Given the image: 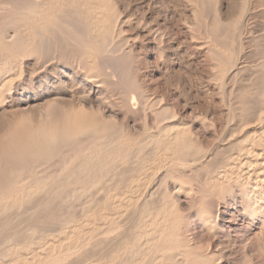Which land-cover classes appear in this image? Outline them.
<instances>
[{"label":"rangeland","instance_id":"rangeland-1","mask_svg":"<svg viewBox=\"0 0 264 264\" xmlns=\"http://www.w3.org/2000/svg\"><path fill=\"white\" fill-rule=\"evenodd\" d=\"M216 1L217 0H214V2ZM218 1L223 4L224 9H228L232 1H235L236 4L245 2L249 8V12L237 25L238 30L235 40L233 42L228 40V38L221 40V42L225 45V49L223 51H225L226 55H223L215 48L210 47L207 34H205L203 15L197 8L194 0H113V2L116 4L117 10L119 11L118 15L120 16L122 23L118 25V32L113 34V41L107 39L106 47L109 48L111 54L108 56L104 55V57L102 55L104 53L99 47L100 50H98V52L95 54L96 56L93 55L91 64H87L86 62L88 59V54L85 44L88 43V39L85 29V20L84 17L79 16L77 7H67L63 13H72V10L76 12L75 14L79 16V32L72 25H66L64 32L65 34H67V32L71 34L72 31V33L74 32L77 35V38L79 37L78 40L81 38L79 40V42L83 44L81 48H76L71 42L70 44L69 41H62V38L59 35L58 37L61 40L58 41V38H56L57 33L55 34V32H49L45 34L44 37L38 36L34 38L35 41H33V46L37 43H40V40L41 42H44V44L50 46L49 49L51 51L49 52L48 50V53H46V56H48V58L50 57L51 60L48 63L50 67L48 66L45 72L48 73L46 75L47 80H44V77L41 74L39 79H41L40 84L42 85L38 84L39 79H36L32 83H27L26 87L25 85L20 84L18 79H15L12 82V91L7 92L2 90V92L5 91L3 98L0 100V150H2L3 155L5 154L4 151H6L8 148L11 147L12 149H15L14 146L16 145H14V142L16 140L13 137L14 134L12 135L11 133L15 132L14 128L16 129V123L21 121L20 123L22 126L28 128L37 125L40 121L45 120V117L47 116L45 107L52 102H55L57 105L49 110V114L52 113L51 115L59 110V106H64L65 109H68L71 104L84 105L83 107L86 112L89 115L93 114L92 116L96 117L97 120H94L97 122L100 120L102 124L105 123V126L107 125L106 127H108L105 128V133H98V135H96L97 137H99L101 134L102 137L105 135L104 138L109 140L110 137L114 133H118L122 127L121 130H124L123 134L126 137L127 144H125L126 146L118 149L122 150L120 151V153L122 152L120 156L121 161H109L106 167L107 172L102 177H97L95 180H93L94 184L91 186L92 188L89 186V184L82 183L76 186L71 185L73 189L71 188L63 192L64 196L69 195V193L73 194L75 197L79 196L76 202H72V204L69 203V208H66L67 203L65 204L63 200L56 201V199H52L49 202H43L42 200L43 196L45 195L44 193H40V197L38 196L39 198H34L33 201L30 200L28 202H22L21 206H19V204H15V202L11 200L7 202L6 208L0 207V222H7L8 217L9 223L11 220H13V222L10 224L5 223L1 225L0 223L2 228L0 229V240L1 238L5 237V234L7 236L10 229L12 228H19L22 234L18 239L19 246L13 253H10V251L6 248L0 250V264H25L26 262L28 264H40L42 262L44 263L48 257L57 258L62 256V253L66 252L68 249L75 248L76 246L78 247L76 249H81V251H79L77 257L70 259L71 261H67L68 264H92V261H94V264H96V260H99V256L101 254L103 255V253L108 255L107 259L105 260L107 264H124V262L127 260L128 251H121L119 249L120 251L117 252L116 255H112L113 249L118 244V241L121 240L123 235L120 234L118 236H112L113 238L111 236L107 238L105 235L113 229V226L114 228H120L122 226L120 230L123 232L129 227H132V225L130 226L128 224L130 219H127L128 214L129 217H132V209L129 207L128 201L136 202L137 197L143 195L145 187L142 185V181L134 183L129 188H126L122 183H118L114 187H111L109 194L99 191L93 197L86 198V196H89L88 192H97L101 188L100 185H103L100 183H104L106 181L105 184H109L111 180H122L123 182L126 179L125 174L122 179L114 177V174H116L119 169L123 170L126 168L125 166L133 164V162H137V157H135L133 153L127 152V146L140 144L142 139L144 140V127L148 129V132H151L155 135L158 132V128L162 127L168 122V120L163 121L164 115L158 114L157 111L160 112L161 109H166L169 111V114H173V118L169 121H172V124L176 126L174 127L179 130H185L187 133L191 132L189 133L190 136L187 134V139H190V142L195 148L198 146V148L200 147L202 149H206L204 151L208 152L207 154L209 155L217 153L218 148L219 152L224 150V148L230 147V145L234 143L233 139L237 140V138L241 137V135L247 136L248 133H251L250 131H252V127L255 125L252 122L251 125L244 127L240 135L238 134L233 139L230 138L232 126L229 124V112L231 113V111L228 105V100L231 97L233 98L235 95L234 93H238V89L250 83L252 74L255 72V65L264 60L262 57L264 55V0ZM257 3L259 6H257ZM210 6L212 8L213 4ZM124 22H126V24ZM127 31L129 33H126ZM194 35L197 36L195 37ZM17 46L18 45H14L13 52H10L12 55H15V52L18 49ZM230 47H232V50ZM229 53L232 55L230 67L225 69L221 68V72V69L218 67V63L220 61L225 64V57ZM115 54L117 57H122V61L121 58L118 57V59ZM8 55L10 54L6 53L4 47H1L0 66L2 65L3 61L6 62V60H8ZM35 57L36 56L22 59H12L10 64L13 71L15 70L14 67H18V69L24 72L23 78L27 77V74L36 67ZM240 63H245L246 69L234 77V68L232 70L231 68ZM123 64H125V66H123ZM257 71L259 74L260 70L257 69ZM8 73H11V71ZM258 74L256 73V75ZM90 75L93 78L96 76L98 77L99 81L101 80L105 82L98 84L93 81L87 82L89 80L84 77ZM2 77L4 76H1V78ZM232 77L234 81L229 79ZM21 82L24 83L23 80H21ZM131 87H136L137 92L142 90L143 92L141 91V93H144L149 98V101L151 100L152 102H155L156 100L160 99L161 104L155 107L157 108L156 112L160 117L158 115L156 116L155 113L153 114V112L142 111L140 105H138V96L136 97L132 94L134 99L131 98ZM221 88L224 92H228H222ZM231 89L233 90V96L230 95ZM135 97L138 100H136ZM163 103L165 105H163ZM92 116L91 118H94ZM227 119H229V121ZM244 133L247 134L244 135ZM87 139H89L88 136H82L80 141L85 143L88 141ZM11 148L7 150V152H10V150L12 151ZM165 151L166 149L161 148L155 154V156H153L152 153L149 155L150 158L154 157L155 159H159L161 163L163 162L162 164L160 163L162 168L158 171L159 175L161 176H163L166 171L163 165L168 166L171 164V160L175 162L179 159L177 157H180V155L178 156V153L174 154V152L172 153ZM2 153H0V155ZM170 154L172 155L170 156ZM122 155H124L123 158ZM102 156L103 155H101V157ZM187 157L190 158V156ZM217 159L220 160L219 162L222 161L221 156ZM31 161L29 160L27 163L30 164ZM29 164L26 166V171L23 177L30 178L28 171L30 170L29 167H31V165L29 166ZM39 165L40 164L37 166L39 167ZM117 165L118 169H116ZM216 165L217 164H212L208 168V178H211L215 175H213V170L216 168ZM37 166L34 167V169L36 168L35 170L32 168V173L37 174V176L43 177L56 174L54 172L56 168L55 166L51 167L52 165H49L48 169H46L47 166L45 165H40L39 168ZM1 168H3V164L0 161V178L3 176L4 171ZM42 170L43 172H41ZM134 172L132 171L133 175L135 176L139 174L137 171ZM195 172L196 171L192 172L191 170L189 171V169H187L184 173V177L189 180L194 191L187 196L182 194L174 195V200L177 201L176 203L182 217V226L180 227L182 239L189 246L188 248L192 250L195 258L192 256L190 258L193 261L189 258V261L187 260L185 263L183 257L184 255L181 250H177V253L179 252L178 254L176 251L171 252V250L169 252L158 251L156 254L157 257L161 256L165 258V261L162 260L158 262V264H168L169 262L170 264H264V231L262 227L260 228L258 220L256 218L249 219L244 216V204H242V206L239 201L235 203L228 201V205H224L223 202L211 200L210 197H207L206 202H204V204L201 206L200 196L196 192L199 190L206 191L205 187L210 188V184L213 180L209 179L207 182H205L204 172H196L199 174L198 177H196L197 175ZM26 173H28V175H26ZM211 173L212 176H210ZM26 178H24V180L21 178V184L17 186L24 188V186L27 185L25 188H28L29 183H31L32 180L31 178L27 179L23 185V181H25ZM109 179L111 180L109 181ZM155 180L157 181V179ZM155 180L152 183L154 186L157 185ZM55 181L56 179H54L50 184L52 192H57L60 189H55L58 185V181ZM168 181L169 182H167L165 187L162 186L164 189L161 187V194H165L168 191L171 193L174 192V186L171 183V180ZM252 181L254 182V179L251 178L250 182L253 183ZM98 185L100 188H98ZM166 188L168 191H166ZM81 190L84 193H82ZM104 196H108L107 201L102 199ZM123 198L125 200H123ZM86 205H89L88 207L91 212L88 213L89 210H87V207L86 210L87 215H90L89 218L87 215L83 216L84 212L86 213ZM201 209L210 211V213H212V219H217V225L214 226L212 232H210L211 227L204 226L197 216ZM51 210L54 214L57 213V217L55 215L53 217L51 216L53 214ZM83 210L85 211L82 215ZM13 211L16 212L14 214L15 216L17 215L16 218L13 217ZM11 212L12 216L9 215ZM32 214L42 215L44 217L49 216L50 218L46 217L47 219H44L43 217V220L41 219L40 221L36 222L29 219V216ZM62 216H68V219L65 222L66 224L64 223V225L62 224V226H60V221L57 220H60ZM4 217H6V219ZM1 218H4L3 221ZM10 218L11 220H9ZM51 218L53 219L52 221ZM133 218L134 217H132V222L135 223L137 218ZM23 220L25 221L23 222ZM117 222L121 225H117ZM55 223L56 227L54 228ZM26 226L29 229L31 228L32 232L29 231L24 233L23 230L26 228ZM63 230L65 231V234L63 233ZM108 230L109 232H107ZM67 232L68 235L70 234L73 237L75 235V237H68ZM40 233L42 234L41 236ZM66 236L69 238V241L67 240L68 242L63 240H66ZM115 237L117 239H115ZM14 242L18 241L12 239L9 243L10 245H13ZM158 243H156L155 246L157 244V247L160 248L164 246V242L162 240ZM84 244H88L85 245L86 249H82ZM21 245L23 247H21ZM79 246L81 247L79 248ZM138 247H140L138 250L140 254L146 251V246L143 245V242H139ZM90 251L93 252L90 253ZM173 252L174 254H172ZM35 253L39 257H35ZM96 253L97 255H95ZM86 255L89 257V259H85L87 257ZM169 255H171L170 260L168 258ZM201 255L206 261L203 263H194L197 256ZM14 259L17 261V263L14 261ZM140 264H151V256H147V258L141 261Z\"/></svg>","mask_w":264,"mask_h":264},{"label":"bare ground","instance_id":"bare-ground-1","mask_svg":"<svg viewBox=\"0 0 264 264\" xmlns=\"http://www.w3.org/2000/svg\"><path fill=\"white\" fill-rule=\"evenodd\" d=\"M194 2L197 8L199 9V11L201 12V14L203 15L205 34H207V39L210 42V47L215 48L216 50L219 51V53L226 55L225 51H223L225 49V45L221 42V40H224L227 38L231 42L235 40V36H237L236 34L238 30L237 25L244 18V16L249 12V8L245 4V2L236 4L235 1H232L228 9L226 8L224 9L223 4L218 0L216 2H214V0H194ZM211 4H213L212 8L210 6ZM71 6L77 7L78 8L77 10L79 11V16L84 17V20H85V25H86L85 29H86L88 43L85 44L86 46L85 45L84 46L86 47L87 54H88L87 55L88 59L86 60L87 64L92 63L91 59L93 58V55H95L98 52V50H100V48L104 53L102 54L103 56L104 55L108 56L109 54H111L109 48L106 47L107 39L110 41H113V34L118 32V29H117L118 25L122 23L120 16L118 15L119 11L117 10L116 4L113 2V0H0V48L4 47V49L6 50V53L10 54L8 55V60H6V62L3 61L2 65L0 66V75L4 76L2 78L0 76V83H1L0 100L3 98L5 91L7 92L12 91V82L15 79H18V81H20V84H23L25 86L27 85V83H32L36 79H39V76L41 74L43 75L44 80L45 79L47 80L46 75L48 73H45V72L49 66L48 63L51 60H50V57L48 58V56H46V53H48V50L49 52L51 51L49 49L50 46L47 44H44V42H41V40H40V43H37L33 46V41H35L34 40L35 37H38V36L44 37L45 34L49 32H55V34L57 33L56 34L57 37L56 36L54 37L58 38V41L61 40L58 37L59 35L62 38V41L64 42L69 41V43L71 42L76 48L82 47L83 44L79 42L81 38L78 40L79 37L77 38V35L74 32L72 33L71 31V34H69V32L65 34L64 32L66 25H70V26L72 25L75 29L78 30V32L80 30L79 29V16L75 14L76 12L72 10V13H65V14L63 13V11L67 7L70 8ZM257 6H259L258 3H257ZM124 23L126 24V22ZM126 33H129V32L127 31ZM14 45H18L17 46L18 49L15 52V55H12L10 52L11 51L13 52ZM230 48L232 50V47ZM31 56H36L35 57L36 67L30 73L27 74V77L23 78L24 72L18 69V67L16 68L14 67L15 70L13 71L11 64H10L12 59H22V58H27ZM262 57L264 58V55ZM120 58L122 61V57ZM225 59H226L225 64L219 61L218 67L220 69L221 68L225 69L227 67H230L232 55L229 53L225 57ZM52 61H53V58H52ZM17 64L19 65L18 62ZM123 66H125V64H123ZM222 69H221V72H222ZM232 69L234 70V73H235V75L233 76L236 77L237 74L241 73L242 71H245L246 66H245V63H240V64H236L234 67L231 68V70ZM257 69L260 70L259 74H258ZM9 71H11V73H8ZM254 71L255 72H253L252 77H251L252 81L250 80V83L248 85L243 86L242 88L238 89L237 90L238 93H234L235 94L234 96L232 95L233 90L231 89L230 91L231 92L230 95L233 96V98L231 97L228 100V105H229L231 113L229 112L230 121L229 119L227 120L229 121V124H231L230 126H232L231 127L232 130L230 132V138L233 139L238 134L240 135L244 127L251 125V122L254 123L255 125L252 127V131H250L251 132L250 134L248 133L249 132L248 131L247 132L248 134L246 133L247 136L241 135V137L237 138V140L233 139L234 143L231 144L230 147L224 148V150L220 149L221 151L219 152H218L219 150L218 148L217 153L215 154L213 153L212 155L207 154L208 152L204 151L206 149H202L200 147L198 148V146L195 148L193 146V144L190 142V139L189 140L187 139V134L191 132L187 133V131L185 130H179L175 128L176 126L172 124V121H169L170 119L173 118V114H169L168 113L169 111L166 109H161L160 112L157 111V108L155 107L161 104L160 99L156 100L155 102H152L150 100L151 101L150 102L149 98L144 93H141L142 90L140 92H137L136 87H131V94H130L131 98L134 99V96L136 97L138 96V99H139L138 105H140L142 111L153 112V114L155 113L156 116L158 114L160 115L163 114L164 115L163 121L168 120V122L162 127H159L158 132L155 135L152 134L151 132H148V129L144 127V130H143L144 140L142 139V142H140V144L133 145V146H127V152L133 153L135 157H137L136 158L137 162L136 163L133 162V164L128 163L129 165L125 166L126 168H124L123 170L119 169L120 171L118 170L117 173L115 172L116 174H114L115 175L114 177H118L119 179H122V177L125 174L126 179L123 182L122 180L114 181V180L109 179V181L111 180L110 182L108 181L109 184H105L106 181L104 183H100L103 185H100L101 188L98 185L99 186L98 188L100 189L97 192L87 191L89 193V196L85 195L86 198L93 197L99 191L106 192L109 194V191H111V187H114L118 183L120 184L122 183L124 184L126 188H129L134 183H138L139 181H142L141 183L145 187V191L143 192V195H140L139 197H137L136 202H129L127 200L129 203V207H131L132 209L131 216L134 218H137L136 222L134 223L132 222L133 221L132 217H129V214H128L129 218L127 217V219H130L128 221V224L130 226L132 225L131 227L132 229L130 227L126 230L123 229L125 232L124 233L123 231L120 230L122 226L120 228L119 227L114 228L113 226V229L110 232L109 230L107 231L109 232L108 234L105 233L106 234L105 236L107 238H109L110 236L111 237L118 236L120 234L123 235L121 240L118 241V244L115 246V248L114 249L112 248L113 249L112 255H116L117 252H119L120 250L128 251L127 260L124 262V264H140L141 261L147 258V256H151V264H158V262L162 260L165 261L164 257H161V256L157 257L156 254L158 251H168L169 252L171 250V252L176 251L177 253V250H181L184 255L183 257H184L185 263L190 257L192 256L194 257L192 250L188 248L189 246L182 239V234H181L182 232H180V227L182 226V217H181L178 205L176 203L177 201L174 200V195L182 194V195L187 196V195H190L194 191L189 180L186 177H184V173L186 172L187 169H189V171L191 170L192 172L193 171H196L198 173L204 172L205 182H207L209 179L213 180L212 183L210 184L211 185L210 188L205 187L206 191L199 190L196 192L200 196L201 206L204 204V202H206L207 197H210L211 200H215V201L218 200L219 202H223L224 205H228L227 204L228 201L233 202V203L239 201L241 205L244 204V210H243L244 216H246L249 219L256 218L260 224V228L262 227L264 231V125H263L264 124V60L260 61L257 65H255ZM256 73L258 75H256ZM84 78L89 80L87 82L93 81L97 84L105 82L101 80L99 81L98 77L95 76L93 78L91 77V75L85 76ZM229 79L233 80V77ZM21 80H23L24 83H22ZM40 80L41 79L38 80V84H40ZM2 90H5V91L2 92ZM222 92L224 91L222 90ZM132 94L134 95L133 97H132ZM138 99L136 98V100ZM56 105L57 104L55 102L49 103L45 107V112L47 114V116L45 117V120L40 121L37 125L33 127H30V128L23 127L22 124L20 123L21 121L17 122L16 129L14 128L15 132L11 133L12 135L14 134L13 137L16 140L14 142L15 143L14 145H16L14 146L15 149H12L10 147L12 151L10 150V152H7V150L10 149L8 148L6 151H4L5 153L4 155L2 153V150H0V153H2L0 155V158H1L0 161L3 164V168L1 169L4 170L3 176L0 178V207L6 208L7 202L11 200L14 201L15 204H19V206H21L22 202H28L30 200L33 201L34 198H37L40 193H44L45 195L43 196V200H42L43 202H49L52 199H56V201L63 200L65 204L67 203L66 208H69L70 204H72V202H76L79 196L75 197L71 193H69V195L67 196H64L63 195L64 191L71 189L72 188L71 185L76 186L82 183H87L89 184L90 187L93 186L94 184L93 180H95L97 177H102L107 172L106 167L109 161L110 162H113V161L120 162L121 161L120 156L122 152L120 153V151L122 150H118V149L122 148L123 146H126L125 144H127L126 137L123 134L124 130L123 131L121 130L122 127L118 133H114L111 137L109 135L110 139L108 140L104 138L105 135H103V137L101 136L102 132L105 133V130H106L105 128H108L106 127L107 125L105 126V123L102 124L100 120L97 122L96 117L92 116L93 114L89 115L86 112V110L83 107L84 105L82 106L81 104L80 105L71 104L70 106L69 104L70 107L68 109H65L64 106H59L58 107L59 110H57L53 115H51L52 113L49 114V110ZM163 105L165 104L163 103ZM156 111L158 112V114ZM91 116L94 118H91ZM16 130H19V131H16ZM98 133H101L99 137L96 136L98 135ZM246 134L244 133V135ZM82 136H88L89 137V139H87L88 141H86L85 143L83 141H80ZM161 148L166 149L165 152H172V153L174 152V154L178 153V156L180 155V157H177L179 158L178 160H176L177 158L175 159L176 160L175 162H173V160L170 159L171 160L170 165L168 166L163 165L164 169H166L165 174L163 176L159 175L158 173V171L162 168V166H160L161 161L157 158L155 159L154 157L152 158L149 157L151 153L153 156H155V154ZM101 155L103 156L101 157ZM171 155L172 154H170V156ZM187 156H190V158H188ZM220 156L222 157L221 162H219L220 160L217 159ZM123 157L124 155H122V158ZM29 160L30 161L32 160L30 164L27 163V161ZM28 164L29 166L31 165V167H29L30 170L28 172H29V177L31 178L32 181L31 183H29L28 188H25L27 187L26 185L24 186L25 188L24 189L23 187H19L17 185L21 184L20 182L22 181L20 180L21 178H23V180L24 178H26V177H23V175L26 171V166ZM38 164H40L41 166L42 165L47 166L46 169H48L49 165H52L51 167L55 166L56 168L54 172L56 174H52V176L49 175V176H43V177L37 176V174L32 173L33 172L32 168L33 170H35L36 168L34 169V167H36ZM212 164H217L216 168H214L213 170V175L214 174L215 175L212 176V173H211L210 176L212 177L208 178L207 177V175H209L208 168ZM117 167L118 165L116 166V169H118ZM132 171L133 172L137 171V173L139 174L135 176L133 175ZM41 172H43V170ZM196 172H195V174L197 175L196 177H198L199 174H197ZM26 175H28V173H26ZM30 178H26V180L23 181V185H24V182H26L27 179H30ZM251 178L254 179V182L252 181L253 183L250 182ZM54 179L58 181V185L55 189L60 188L57 192H52L50 188V184ZM155 179H157V181ZM154 180L157 182L156 186L152 185ZM168 180H171V183L174 186V192L171 193L166 188L167 189L166 191L168 192H166L165 194H161L160 189L162 186L165 187L167 185V182H169ZM81 192L84 193L82 190ZM102 199L107 201L108 196H104V198ZM35 200H38V199H35ZM123 200L125 199L123 198ZM88 206L89 205H86L85 210L87 209ZM85 210L82 211V215ZM87 210H89L88 211L89 213L90 212L89 207ZM87 210H86V213L84 212L83 216L87 215ZM15 213L16 212L13 213V217L16 218L17 215L15 216L14 215ZM11 214L12 212L9 215ZM56 214L53 213L51 216L53 217L55 215L57 217ZM211 215L212 213H210V211H207L205 209L203 210L201 209V211H199L197 214L198 218L201 220L204 226L211 227L210 232H212L214 229V226L217 225V219L216 218L212 219ZM6 217H7V214H6ZM6 217L4 218L6 219ZM43 217L44 216L42 215L32 214L29 216V219L38 222L41 219L43 220ZM46 217H44V219L50 218L49 216L47 218ZM89 217L90 215L88 216V218ZM4 218H1L2 221ZM8 218H7V222L5 221H3L4 223L0 222L1 225L5 223L10 224L11 222H13V220H11L10 218L9 220H11V222L9 223ZM76 218H77V214H76ZM67 219H68V216H62L60 220H57V221H60V226H62V224L64 225V223L67 221ZM52 220L53 219L51 218V221ZM24 221L25 220H23V222ZM119 224L120 223L117 222V225ZM55 225L56 223L54 224V228L56 227ZM0 229H2L1 226H0ZM20 231L21 230L19 228H16V229L12 228L10 229L9 234L6 232L8 235L6 236L5 234V237L1 238L0 240V250L3 248L4 249L6 248L7 250L10 251V253L11 252L13 253L19 246L18 239L22 235ZM23 231L24 233L29 232V231L32 232L31 228L29 229L27 226ZM63 233L65 234V231ZM41 235L42 234L40 233V236ZM67 235H68V232H67ZM70 236L72 238L75 237V235L73 237L72 235L69 234L68 237ZM68 237L66 238V240L63 239V237L62 239L65 242H68L69 241ZM150 237H153V238H150ZM12 239H15V241L17 240L18 242H14L13 245H10L9 242H11ZM115 239L117 238L115 237ZM161 240L164 242V246L160 248V247H157V245L159 244L158 242ZM139 242H143V245L146 246V251H144L142 254H140L138 251L140 248L138 247ZM156 243L158 244L155 246ZM88 244H84V246ZM84 246H82V249L83 248L86 249V246L85 247ZM21 247L23 246L21 245ZM80 247L81 246H79V248ZM76 248L78 247L76 246L75 248L68 249L66 252L62 253V256H59L57 258L48 257V259L44 261V263L42 262L40 264H68L67 261H69L72 258L77 257L79 251H81V249L79 250ZM91 252L93 251H90V253ZM174 252L172 254H174ZM95 255H97V253ZM101 255L99 256V260L98 259L96 260L97 263L96 262L95 263L96 264H107L105 260L107 259L108 255L104 253L102 256ZM34 256L39 257L37 256V254ZM87 257L85 259H89V257L88 258ZM170 257L171 255H169L168 257L169 260H170ZM205 261H206L205 258H203L201 255V256H197L196 261H194V263L195 262L203 263ZM15 262L17 263V261ZM92 262H93L92 264H94V261ZM25 264H28V263L26 262ZM83 264H87V263H83ZM168 264H170V262Z\"/></svg>","mask_w":264,"mask_h":264}]
</instances>
